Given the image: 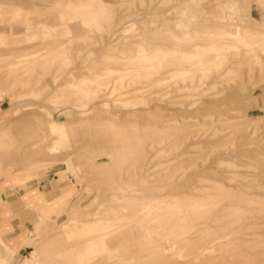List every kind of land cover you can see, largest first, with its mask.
Wrapping results in <instances>:
<instances>
[{"label":"rangeland","instance_id":"obj_1","mask_svg":"<svg viewBox=\"0 0 264 264\" xmlns=\"http://www.w3.org/2000/svg\"><path fill=\"white\" fill-rule=\"evenodd\" d=\"M0 177V264H264V0H0Z\"/></svg>","mask_w":264,"mask_h":264},{"label":"crops","instance_id":"obj_2","mask_svg":"<svg viewBox=\"0 0 264 264\" xmlns=\"http://www.w3.org/2000/svg\"><path fill=\"white\" fill-rule=\"evenodd\" d=\"M6 182L0 177V239L12 243V247L18 249L16 256L21 258L27 248L23 244L30 237L31 221H36L26 211L39 210L47 214L48 198L57 190L58 184L37 178H15L13 184L5 185Z\"/></svg>","mask_w":264,"mask_h":264}]
</instances>
